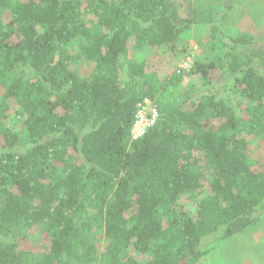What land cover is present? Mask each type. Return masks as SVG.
Returning a JSON list of instances; mask_svg holds the SVG:
<instances>
[{
	"label": "trees",
	"instance_id": "obj_1",
	"mask_svg": "<svg viewBox=\"0 0 264 264\" xmlns=\"http://www.w3.org/2000/svg\"><path fill=\"white\" fill-rule=\"evenodd\" d=\"M189 1L0 0V264H196L264 216L261 38L214 26L186 89L134 57L173 48Z\"/></svg>",
	"mask_w": 264,
	"mask_h": 264
},
{
	"label": "rangeland",
	"instance_id": "obj_2",
	"mask_svg": "<svg viewBox=\"0 0 264 264\" xmlns=\"http://www.w3.org/2000/svg\"><path fill=\"white\" fill-rule=\"evenodd\" d=\"M189 4L192 26L172 49L152 48L134 56L136 60H146L149 69L156 71L161 80L168 78L172 71L183 72V89L201 84L200 75L186 74L195 61L203 63L217 52L216 39L212 34L214 26L219 27L224 37L249 33L264 42V0H190ZM187 57L191 60L189 69L181 66ZM9 125L20 129L17 119H11ZM255 144L252 145L253 155L259 158L263 151ZM261 144L264 146V142ZM31 237L32 248L38 249L40 232L36 231ZM202 250H207V253L196 264H264V216L254 227L227 240H217L212 236L206 238Z\"/></svg>",
	"mask_w": 264,
	"mask_h": 264
},
{
	"label": "built area",
	"instance_id": "obj_3",
	"mask_svg": "<svg viewBox=\"0 0 264 264\" xmlns=\"http://www.w3.org/2000/svg\"><path fill=\"white\" fill-rule=\"evenodd\" d=\"M185 69L191 67V60L186 58L181 65ZM158 117V110L154 102L149 98H144L136 104L134 121L130 129V139L137 140L151 127Z\"/></svg>",
	"mask_w": 264,
	"mask_h": 264
}]
</instances>
